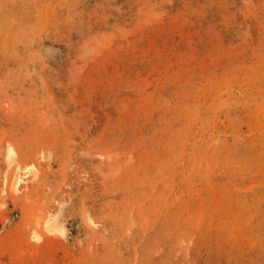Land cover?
Returning <instances> with one entry per match:
<instances>
[{
    "label": "rangeland",
    "instance_id": "rangeland-1",
    "mask_svg": "<svg viewBox=\"0 0 264 264\" xmlns=\"http://www.w3.org/2000/svg\"><path fill=\"white\" fill-rule=\"evenodd\" d=\"M0 264H264V0H0Z\"/></svg>",
    "mask_w": 264,
    "mask_h": 264
},
{
    "label": "bare ground",
    "instance_id": "bare-ground-1",
    "mask_svg": "<svg viewBox=\"0 0 264 264\" xmlns=\"http://www.w3.org/2000/svg\"><path fill=\"white\" fill-rule=\"evenodd\" d=\"M6 155H7V158H8V161L10 162V160L13 158V152L11 151L10 147L8 146L7 147V150H6ZM31 176V177H30ZM33 175H31L30 172H26L22 175H16L15 178H14V184L15 185H18L20 184L21 182H24L26 181L27 179H33L32 177Z\"/></svg>",
    "mask_w": 264,
    "mask_h": 264
},
{
    "label": "clouds",
    "instance_id": "clouds-1",
    "mask_svg": "<svg viewBox=\"0 0 264 264\" xmlns=\"http://www.w3.org/2000/svg\"><path fill=\"white\" fill-rule=\"evenodd\" d=\"M50 234H51V233H50ZM59 234H60L61 236L64 235L63 232H60ZM30 239H31L33 242L37 243V244H40V243L43 242V237H37L35 234H33V236L30 237Z\"/></svg>",
    "mask_w": 264,
    "mask_h": 264
}]
</instances>
